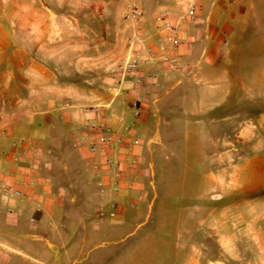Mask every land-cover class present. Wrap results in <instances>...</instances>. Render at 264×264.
<instances>
[{
	"label": "crops",
	"instance_id": "0c3cea01",
	"mask_svg": "<svg viewBox=\"0 0 264 264\" xmlns=\"http://www.w3.org/2000/svg\"><path fill=\"white\" fill-rule=\"evenodd\" d=\"M189 1L0 0V183L26 196L23 202L3 199L0 204V264L7 252L38 264H264V229L239 233L236 222L223 218H216L220 227L203 239L143 234L133 245L81 259L83 252L70 232L80 220L60 217L56 223L52 217L62 208L59 191L74 188L53 186L51 175L39 177L31 169L35 145L47 151L54 146L59 152L58 147L81 143L79 129L88 118L119 129L131 120L130 105L136 99L141 113L135 132L148 134L153 128L155 140L171 136L176 124L188 121V113L198 116L222 104L212 98L215 83L225 74L222 65L232 55L228 37L235 33L245 38L257 26L261 29L264 0H196L195 20L180 23ZM130 2L143 12L137 23L127 17ZM165 24L176 27V47L165 40ZM133 51L142 59L166 55L176 63L143 64L118 83L119 75L110 68ZM86 106L97 107L88 114ZM148 148L147 143L136 148L140 162L142 150ZM17 151L18 165L13 161ZM44 166L50 168L51 163ZM136 191L117 196L123 226L110 233L114 239L125 238L141 214L126 206ZM32 199L40 201V211ZM92 226L99 230L101 223L93 220ZM241 241L250 242L248 254L240 249Z\"/></svg>",
	"mask_w": 264,
	"mask_h": 264
},
{
	"label": "rangeland",
	"instance_id": "374dc122",
	"mask_svg": "<svg viewBox=\"0 0 264 264\" xmlns=\"http://www.w3.org/2000/svg\"><path fill=\"white\" fill-rule=\"evenodd\" d=\"M260 22L261 29L257 26L245 38L235 33L228 37L232 55L222 65L225 74L215 83L217 92L212 98L220 101V106L198 116L188 113V121L176 124L171 136L155 140L153 128L148 134L139 133L143 140L153 141L142 150L137 191L132 197L139 206L128 207L141 214L122 240L110 235L123 226L118 222L119 215L117 219L105 217L99 230L92 226L99 196L94 176L84 170L86 145L58 147L59 152L54 146L47 151L45 146L35 145L31 169L37 176L51 175L53 186L74 188V192H53L59 191L62 208L52 217L56 223L60 217L80 220L70 232L77 249L83 252L81 259L133 245L143 234L179 239L190 234L203 239L220 227L216 218L232 219L243 234L264 229V17ZM210 98H206V103ZM159 116L158 128L163 132V117ZM44 162H50L51 167H45ZM141 190L146 191L143 200H139ZM67 229H71L70 225ZM206 242L213 244L208 237ZM240 244V249L248 254L250 242ZM22 251L27 252L25 248ZM11 261L38 264L18 252H7L3 263L12 264Z\"/></svg>",
	"mask_w": 264,
	"mask_h": 264
},
{
	"label": "built area",
	"instance_id": "2783aa9c",
	"mask_svg": "<svg viewBox=\"0 0 264 264\" xmlns=\"http://www.w3.org/2000/svg\"><path fill=\"white\" fill-rule=\"evenodd\" d=\"M196 0H190L184 12L179 16V22H192L196 17ZM127 17L130 21L137 23L143 17L142 10L134 3L128 4ZM167 35L165 40L177 46L175 39L176 27L165 24ZM169 63L175 65L176 60L166 55H151L147 59H142L137 51L131 52L124 60L116 63L110 68L112 73H117V82L125 81L127 78L141 70L143 64ZM132 118L130 121L121 124L119 129L114 128L105 120H95L88 118L80 126V142L85 143L88 158L84 170L92 174L95 178L94 186L97 195L101 198L97 203L93 213L95 225H99L105 217L117 219L119 215L120 201L118 195L123 192H131L136 189V178L141 169V162L135 154L136 148L143 142L150 143L151 140L143 138L135 132L136 120L141 113V101L136 99L131 103ZM97 106H88L83 110L85 113H93ZM18 144H15L17 147ZM21 151L14 155V164H19ZM33 180L32 183H37ZM146 191L141 190L139 200L145 199ZM144 196V198H143ZM25 194L22 190L14 188L10 184L0 183V204L3 199H17L25 201ZM107 198V199H105ZM37 211L41 210V203L37 199L31 200ZM126 206L137 208L139 202L130 198ZM6 211L11 212L10 206H6ZM33 221L34 218H31Z\"/></svg>",
	"mask_w": 264,
	"mask_h": 264
}]
</instances>
